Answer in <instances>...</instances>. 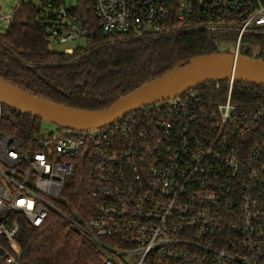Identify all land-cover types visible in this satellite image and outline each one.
<instances>
[{"label":"built area","instance_id":"2783aa9c","mask_svg":"<svg viewBox=\"0 0 264 264\" xmlns=\"http://www.w3.org/2000/svg\"><path fill=\"white\" fill-rule=\"evenodd\" d=\"M89 1L105 35L134 41L228 33L241 56L247 37L264 36V0ZM74 6L54 11L51 50L70 44L73 54L86 39ZM15 18L0 13V25ZM253 59L264 61V49ZM228 84L225 98L194 89L95 132L57 128L26 148L0 135V264H25L21 220L39 229L51 213L94 241L103 264H264V102L243 107ZM77 165L92 172L98 202L86 220L57 205Z\"/></svg>","mask_w":264,"mask_h":264},{"label":"trees","instance_id":"16d2710c","mask_svg":"<svg viewBox=\"0 0 264 264\" xmlns=\"http://www.w3.org/2000/svg\"><path fill=\"white\" fill-rule=\"evenodd\" d=\"M70 1H22L15 21L5 33H0L1 79L52 103L99 111L181 64L222 53V45L237 41L233 34L201 31L140 41L105 35L91 2L74 0L75 6L69 13L87 31L85 46L77 47L73 54L51 50L49 32L54 11ZM50 4L53 8L48 10ZM261 49L263 37L249 36L244 40L241 56L253 58L254 52ZM215 86L216 83L205 84L194 91L208 98L227 97L228 83H221L218 93ZM233 100L243 107L264 102V88L234 83ZM43 124L4 107L0 135L12 136L26 148L34 145ZM92 177L87 165H77L57 204L62 212L76 220L95 214L98 202L91 194ZM18 241L25 264H103L105 258L94 241L56 213H51L39 229L22 219Z\"/></svg>","mask_w":264,"mask_h":264},{"label":"water","instance_id":"95a60500","mask_svg":"<svg viewBox=\"0 0 264 264\" xmlns=\"http://www.w3.org/2000/svg\"><path fill=\"white\" fill-rule=\"evenodd\" d=\"M210 83H241L264 88V61L228 53L201 56L99 111L52 103L0 78V104L59 129L90 133L105 129L135 111L174 101Z\"/></svg>","mask_w":264,"mask_h":264},{"label":"rangeland","instance_id":"374dc122","mask_svg":"<svg viewBox=\"0 0 264 264\" xmlns=\"http://www.w3.org/2000/svg\"><path fill=\"white\" fill-rule=\"evenodd\" d=\"M23 0H0V13L4 15H10L14 13V11L20 6ZM9 28V24L4 23L0 25V33H5ZM80 46H85V40L80 41ZM72 47L70 44L65 46H57L56 51L64 52L66 48ZM263 48H264V36H263ZM222 53L233 54L234 53V43L232 44H224L221 46ZM57 127L44 123L41 136L45 137L50 134L56 133Z\"/></svg>","mask_w":264,"mask_h":264}]
</instances>
